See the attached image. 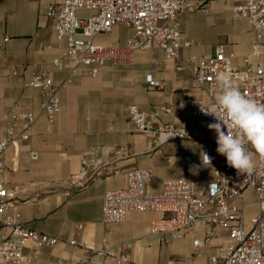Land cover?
<instances>
[{"label": "crops", "instance_id": "0c3cea01", "mask_svg": "<svg viewBox=\"0 0 264 264\" xmlns=\"http://www.w3.org/2000/svg\"><path fill=\"white\" fill-rule=\"evenodd\" d=\"M63 1L0 0V137L12 126L16 136L23 131V121L13 120V112L37 116L29 139L19 137L5 152L0 176L9 185L21 187L17 202L6 214H18V221L27 228L60 239L55 246L28 244L25 253L33 264H207L209 256L229 239L226 232L218 230L197 251L193 241L206 236L202 222L176 233L155 234L150 224L165 214L131 211L124 221L107 223L103 203L107 191L127 185L128 172L134 168L153 170L148 191L154 193L161 191L165 179L192 176L210 180L215 168L228 166L226 158L216 152L217 146L211 150L212 164L204 166L202 146L196 142L156 144L136 130L127 112L134 104L157 112L156 124L187 123L182 119L186 106L193 100L207 103L210 97L190 72L177 70V61L168 59L157 46L135 51L130 61H109L97 75L83 66L73 72L75 64L69 60L56 66L54 60L63 56L66 42L57 39L49 8L61 6ZM194 1L204 3L209 13L195 6L180 15L181 30L192 41L191 47L180 50L181 57H207L224 45L234 55V66L245 68L256 61L252 51L259 39L246 18L234 15L231 4L220 0ZM132 33L130 27L116 26L96 40L124 48ZM36 69L46 71L60 84L61 111L54 123L48 122L41 109V91L29 86ZM148 74L163 78V87H150ZM183 87H187L185 94ZM167 107L172 109L170 113L164 112ZM111 146L113 151L102 149ZM85 162L103 163V175L87 188L71 192L65 182ZM237 204L247 219L259 212L253 188ZM78 224L83 225L82 230L76 228ZM71 240L77 243L70 244ZM100 251L106 254H98ZM125 254L129 261L118 262Z\"/></svg>", "mask_w": 264, "mask_h": 264}, {"label": "built area", "instance_id": "2783aa9c", "mask_svg": "<svg viewBox=\"0 0 264 264\" xmlns=\"http://www.w3.org/2000/svg\"><path fill=\"white\" fill-rule=\"evenodd\" d=\"M231 4L234 15L246 18L258 36L253 45L255 62H248L245 68L232 63L234 55L227 53L224 45L216 47L210 56L189 54L180 56L182 48L192 46L181 30L180 15L197 6L207 14L208 7L194 0H64L61 6H51L49 16L53 22L56 37L65 41V52L54 60L62 67L66 60L75 64L73 72L80 66L93 75L100 73L109 62L130 61L138 50H149L157 46L168 59L177 61L176 69L188 71L195 83L210 97L209 102L193 100L186 106L183 121L187 123L163 122L156 124V112L141 110L134 104L127 107L130 121L136 130L153 139L156 144L172 140H188L202 146V151L212 157L211 150L216 144L214 131L207 125L214 117L206 115L214 104L219 88L217 77L230 74L232 82L242 94L258 104H264V0H220ZM85 10L90 14H81ZM116 26L132 28L124 48L99 43L96 38L111 31ZM152 88H162L163 78L146 76ZM29 86L41 91V109L48 122L54 123L61 111L59 97L60 84L55 83L49 74L36 69ZM187 87L182 88L185 94ZM170 113L171 108H163ZM13 120L23 121V131L16 136L15 127L7 135L0 137V171L4 168V157L9 145L19 137L29 139V132L37 120L33 112H13ZM113 151L114 147L102 148ZM256 169L251 175L238 176L236 170L228 166L217 167L210 180H200L185 176L168 178L163 181L159 192L148 191L152 182L153 170L149 167L134 168L128 172L124 188L109 190L103 203V220L107 223L122 222L131 211H155L165 214L150 224L152 233H176L205 225V238H196L193 245L197 251L207 245L218 230L228 235V240L218 246L215 254L208 258L207 264H264V162L256 158ZM213 162V159H212ZM90 170L91 173H90ZM103 175V163L85 162L80 171L72 174L65 185L71 192L87 188ZM253 188L258 200L259 212L247 219L237 204L246 191ZM21 193L19 185H9L0 176V264H33V259L25 253V247L55 246L60 242L56 236L29 229L18 221L19 215L6 214L18 200ZM83 229L82 224L76 226ZM71 240L70 244H76ZM105 255L106 252H97ZM118 262L129 261L128 255L117 258Z\"/></svg>", "mask_w": 264, "mask_h": 264}, {"label": "clouds", "instance_id": "9594fccd", "mask_svg": "<svg viewBox=\"0 0 264 264\" xmlns=\"http://www.w3.org/2000/svg\"><path fill=\"white\" fill-rule=\"evenodd\" d=\"M216 79L219 91L214 104L210 110H202L214 117L207 127L215 133L216 152L238 176L251 175L256 169L255 158L264 162V104L242 94L230 74ZM200 158L204 166L212 164L213 157L206 152L201 151Z\"/></svg>", "mask_w": 264, "mask_h": 264}, {"label": "rangeland", "instance_id": "374dc122", "mask_svg": "<svg viewBox=\"0 0 264 264\" xmlns=\"http://www.w3.org/2000/svg\"><path fill=\"white\" fill-rule=\"evenodd\" d=\"M206 171H208L207 169L203 172V173H206ZM204 176L206 175V174H203ZM201 179V178H200Z\"/></svg>", "mask_w": 264, "mask_h": 264}]
</instances>
